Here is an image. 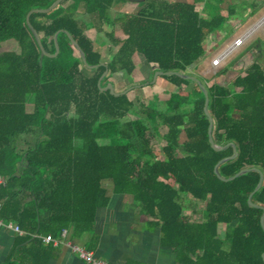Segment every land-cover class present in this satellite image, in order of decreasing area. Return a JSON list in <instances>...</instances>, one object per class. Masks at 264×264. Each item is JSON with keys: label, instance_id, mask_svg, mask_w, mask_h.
Masks as SVG:
<instances>
[{"label": "trees", "instance_id": "obj_1", "mask_svg": "<svg viewBox=\"0 0 264 264\" xmlns=\"http://www.w3.org/2000/svg\"><path fill=\"white\" fill-rule=\"evenodd\" d=\"M53 1L0 0V45L12 41L19 47L0 52V175L5 179L0 218L16 222L27 233L24 240L33 234L57 237L69 228L79 236L92 230L98 208L108 203L105 182L110 181L115 193L132 195L142 212L158 219L164 242L175 247L185 264H264L263 210L248 203L261 174L252 170L230 181L217 176L215 165L234 148L212 147L200 85L165 75L177 88L158 110L142 98L136 101L98 86L106 69L102 86L113 73L132 75L135 54L149 65L150 75L156 70L187 74L206 54L208 34L223 28L234 9L205 17L195 2L152 1L136 13L111 18L116 0H62L48 13H33L31 22L49 53L55 52V32L65 29L92 65L105 61L104 22L120 25L123 39L104 32L113 44L110 51L115 49L112 58L88 75L64 31L58 35L59 54L41 58L26 15ZM79 10L87 17L77 16ZM256 45L260 56L230 84H205L215 142H234L238 150L237 158L219 166L223 177L246 167L264 173V42ZM130 114L139 117L125 120ZM160 125L167 128L163 158L155 154L149 134ZM34 132V143L24 138ZM183 196L194 213L198 201L206 202L201 220L183 214L188 207ZM253 201L264 206V182ZM42 238H33L34 246L43 245Z\"/></svg>", "mask_w": 264, "mask_h": 264}, {"label": "crops", "instance_id": "obj_2", "mask_svg": "<svg viewBox=\"0 0 264 264\" xmlns=\"http://www.w3.org/2000/svg\"><path fill=\"white\" fill-rule=\"evenodd\" d=\"M138 6L126 4L111 10L115 11L113 14L116 12H118L117 14H132V9H136ZM78 15L82 18L87 17L81 10ZM110 17L113 18L114 15H110ZM259 21L257 22L259 23ZM263 23L264 21L261 20L259 26ZM103 45L105 46V44ZM135 56L137 57L138 54ZM149 73L148 75H150ZM170 84L169 87L167 85L164 88L171 91L176 90L177 87L175 88L171 81ZM105 186L108 190L109 201L106 205L98 208L92 230L79 236H73L72 229H66L67 234L64 238L62 233L57 237L52 236L64 239L58 244L45 241L43 234H33L24 240L22 238L27 234L24 231L17 232L13 228L0 225V264H34L35 261L44 262L47 259V264H90L70 244L92 250L98 258L104 259L110 264H185L177 254L175 247L164 242L157 218L142 212L132 195L115 193L110 181H106ZM27 200L29 199L27 198ZM181 201L188 204L183 214L196 217L199 214L200 217H203L199 201L198 211L195 213L189 205L191 203L189 199L183 196ZM38 236L43 237V245L36 244L40 246L39 248L33 243V238ZM43 246H48L50 249L44 250Z\"/></svg>", "mask_w": 264, "mask_h": 264}, {"label": "rangeland", "instance_id": "obj_3", "mask_svg": "<svg viewBox=\"0 0 264 264\" xmlns=\"http://www.w3.org/2000/svg\"><path fill=\"white\" fill-rule=\"evenodd\" d=\"M174 1V0H170ZM195 2L196 7L202 16L208 17L212 12H217L219 9L222 10L223 13L229 14V11L234 9V13L228 17V20L223 28L216 30L213 33L208 34L205 45L207 47L206 54L198 60L195 64L189 67L187 70V74H192L198 78L203 79L204 84L211 85L213 83H220L223 85L230 84L237 74H242L246 70V68L257 58L260 56L259 45L257 46V41L262 40L264 42V23L261 24L253 33H248V30L255 25V23L260 20L262 16H264V0H182ZM197 1V2H196ZM209 6V7H207ZM141 6L138 8L132 9V14L136 13ZM208 11H207V9ZM115 11L109 9V14L112 16H117L113 14ZM258 23V22H257ZM113 30L116 32L118 37L123 39L125 34L120 29L119 24H111L109 23V19L104 22L103 25V34L104 32H109ZM101 33V39L106 41L105 46H101V50L103 53L104 62H107L112 58V53H114L115 49L110 51L112 47V41L108 36L103 35ZM244 34L246 35V41L243 46L236 49L234 52L230 53L222 64L219 66L212 65V59L214 56L220 52L224 51L227 45L238 35ZM98 46V43H97ZM116 48V47H114ZM264 52V46H262ZM6 50H19L17 44L12 41L4 42L0 45V52ZM136 55V54H135ZM134 55V62L136 65V70L132 75L127 74L126 72L113 73L110 76V81L114 83V86L118 90L129 89L127 95L130 99L136 100L142 98V100L149 106L154 107L156 110L159 109V106H164L162 101L166 100L170 94L169 89L164 88L170 84V78L165 75H159L155 82H153L154 74L148 75L149 73V65L145 62L142 63V57L140 54L136 57ZM264 56V55H263ZM262 63H264V59H261ZM232 63V64H231ZM86 74L93 75L95 69L82 67ZM227 68V69H226ZM141 73H144L141 75ZM151 73V72H150ZM149 73V74H150ZM109 75V74H108ZM107 75V76H108ZM146 81L150 84L141 85L142 81ZM195 82V81H192ZM141 83V84H140ZM138 85V86H137ZM134 86V87H130ZM193 83H191L188 88H192ZM176 88V86H175ZM137 101V100H136ZM141 104V103H140ZM28 109H32V105H27ZM144 119H146V115L141 114ZM139 117L135 114H130L124 119H133ZM167 130L166 126L160 125L158 131L154 130L152 127L149 130V134L152 139V147L159 158L164 157L163 146L166 144L165 139L163 138V133ZM38 134L36 132L27 134L25 139H28L29 142L34 143ZM185 134L182 132L181 141L185 139ZM25 147L26 144H21ZM180 151V150H179ZM183 154V152L180 151ZM201 208L203 209L206 206L205 201H199ZM1 204V203H0ZM1 207V206H0ZM198 217L190 215L192 219L201 220V215L197 214ZM9 222V221H5ZM14 222V221H11ZM16 223V222H14ZM225 225H222L221 233H224ZM64 230V229H63ZM62 230V232H63Z\"/></svg>", "mask_w": 264, "mask_h": 264}, {"label": "water", "instance_id": "obj_4", "mask_svg": "<svg viewBox=\"0 0 264 264\" xmlns=\"http://www.w3.org/2000/svg\"><path fill=\"white\" fill-rule=\"evenodd\" d=\"M62 0H54L53 3L51 5H49L48 7L46 8H33L31 10H29V12L27 13L26 15V23L27 25L29 26V28L31 29V31L33 32L36 40H37V43L39 45V48L41 50V58H43L44 56H49V57H56L59 52H60V45H59V42H58V35L61 31H64L68 37L70 38L71 42L77 47V49L79 50L80 52V55H81V60H82V63L85 67L87 68H90V69H95L97 67H99L100 65L102 64H105L104 62H100L99 64H95V65H92V64H89L88 61H87V58H86V54L84 52V50L81 48V46L79 45V43L74 39V37L71 35V33L68 31V30H58L55 32L54 34V44H55V52L54 53H49L43 43H42V39H41V35L40 33L36 30V28L33 26L32 22H31V15L35 12H42V13H48L50 11H52L55 7H57V5L61 2ZM154 68H156V65L153 66ZM109 73V70L106 69L104 71V73L99 77V80H98V86L101 87L102 90H110V92L112 94H115V95H119V94H125L128 92V88L123 90V91H117L115 89V86L112 82H109L107 83L105 86H102V80L103 78ZM172 74H175V75H178V76H181L183 78H186V79H192L194 81H196L199 85H200V88L203 90L204 94H205V103H204V111H205V114L208 116L209 120H210V123H209V128H208V135H209V139H210V142H211V145L212 147L215 149V150H224L226 149L227 147L229 146H233L234 148V152L233 154L229 155V156H225L223 158H221L217 164L215 165L214 167V171L215 173L217 174V176L222 179V180H225V181H230V180H233L237 177H239L240 175L242 174H245L249 171H252V170H256V171H259L260 174H261V178H260V181L258 183V185L255 187V189L249 194L248 196V203L250 206H253V207H256V208H260L263 210V213L261 215V218H260V222H261V225H262V228L264 229V206L263 205H259L257 204L256 202L253 201V195L258 191L260 190V188L262 187L263 185V182H264V173L262 172L261 169H259L258 167H246V168H243L241 170H239L237 173H235L234 175L230 176V177H223L220 172H219V166L226 162V161H229V160H232V159H235L237 158L238 156V150H237V146L234 142H229V143H226L225 145H219L215 142V139H214V135H213V129H214V119L212 117V115L210 114L209 112V102H210V97H209V92L207 90V87L206 85L202 82V80L192 74H185V73H180L178 71H174V70H170V71H162V70H156L155 73H154V79H153V82L156 81L157 77L159 75H172ZM262 257H263V260H264V252L262 254Z\"/></svg>", "mask_w": 264, "mask_h": 264}, {"label": "built area", "instance_id": "obj_5", "mask_svg": "<svg viewBox=\"0 0 264 264\" xmlns=\"http://www.w3.org/2000/svg\"><path fill=\"white\" fill-rule=\"evenodd\" d=\"M246 41V35L244 34H240L237 37H235L225 48L224 51H220L218 52L214 58L212 59V65L213 66H219L220 64L223 63V61L225 60V58L232 52H234L236 49L240 48L241 46L244 45ZM228 52V53H227ZM227 53V54H226ZM5 184V179L0 175V186ZM1 206V204H0ZM0 225L3 226H8L10 228H13L14 230H16L17 232H22V230L20 229L19 225L17 223L14 222H5L4 220H2L0 218ZM67 231L66 229L63 230L62 232V236L63 238L66 236ZM44 240L47 242H53L55 244L60 243L62 240L64 239H57L52 237L51 235H47L44 237ZM70 244V243H69ZM72 246V248L78 252V254L84 259L86 260L88 263L90 264H110L108 261L104 260V259H100L98 258L94 251L92 250H88L85 249L83 247L74 245V244H70Z\"/></svg>", "mask_w": 264, "mask_h": 264}, {"label": "flooded vegetation", "instance_id": "obj_6", "mask_svg": "<svg viewBox=\"0 0 264 264\" xmlns=\"http://www.w3.org/2000/svg\"><path fill=\"white\" fill-rule=\"evenodd\" d=\"M152 1H154L156 3H162V2H165V1L173 2V1H170V0H116V2H114V4L110 7V9H116V8H118L120 6H124L126 4H135V5L143 6V5H147L149 2H152ZM111 31H113V30H111Z\"/></svg>", "mask_w": 264, "mask_h": 264}, {"label": "bare ground", "instance_id": "obj_7", "mask_svg": "<svg viewBox=\"0 0 264 264\" xmlns=\"http://www.w3.org/2000/svg\"><path fill=\"white\" fill-rule=\"evenodd\" d=\"M261 20H262V22L264 21V16H262V17L260 18V21H261ZM260 21H259V23H260ZM259 23H258V24L256 23L255 25H253V26L250 28V30H248L247 34H248V33H250V34L253 33V32L257 29V27L259 26ZM227 53H228V52H227ZM227 53H226V54H227Z\"/></svg>", "mask_w": 264, "mask_h": 264}]
</instances>
